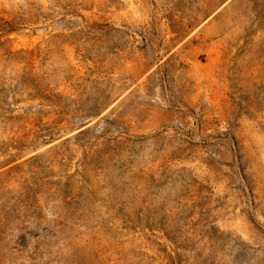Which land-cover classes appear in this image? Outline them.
<instances>
[{
  "label": "rangeland",
  "instance_id": "obj_1",
  "mask_svg": "<svg viewBox=\"0 0 264 264\" xmlns=\"http://www.w3.org/2000/svg\"><path fill=\"white\" fill-rule=\"evenodd\" d=\"M0 264H264V0H0Z\"/></svg>",
  "mask_w": 264,
  "mask_h": 264
}]
</instances>
